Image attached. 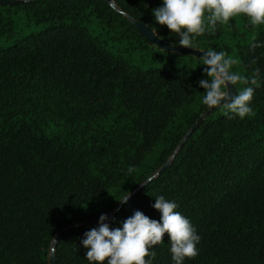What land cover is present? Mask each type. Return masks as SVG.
Instances as JSON below:
<instances>
[{
	"label": "trees",
	"instance_id": "obj_1",
	"mask_svg": "<svg viewBox=\"0 0 264 264\" xmlns=\"http://www.w3.org/2000/svg\"><path fill=\"white\" fill-rule=\"evenodd\" d=\"M162 3L0 6V264H48L51 250L56 264H89L81 241L95 220L160 221L158 196L201 237L184 264H264V46L250 48L264 25L238 16L194 39L189 49L237 59L233 71L260 69L251 115L207 113L200 57L163 51L130 22L179 47L152 15ZM151 250L174 264L167 234Z\"/></svg>",
	"mask_w": 264,
	"mask_h": 264
},
{
	"label": "clouds",
	"instance_id": "obj_2",
	"mask_svg": "<svg viewBox=\"0 0 264 264\" xmlns=\"http://www.w3.org/2000/svg\"><path fill=\"white\" fill-rule=\"evenodd\" d=\"M152 15L158 25L166 26L179 37V47L189 49L196 37L207 30L214 31L218 24L234 17H246L253 28L264 25V0H163L161 7L152 10ZM262 46L253 42L250 48ZM200 59L207 76L198 81L204 89L202 103L209 109L220 107L225 114L241 119L251 115L255 89L260 87V69L254 68L250 77L233 71L238 61L223 50H208ZM256 63L254 59L252 64ZM237 85L245 87L236 90ZM229 86L235 89L234 95ZM130 195L118 202L127 203ZM152 207L160 212V221L137 210L122 227L110 228L105 223L107 216L102 214L99 226L85 232L81 241L89 264H153L156 252L151 249L163 242L165 234L170 239L174 264L195 258L201 237L191 221L176 210L177 204L158 196Z\"/></svg>",
	"mask_w": 264,
	"mask_h": 264
},
{
	"label": "water",
	"instance_id": "obj_3",
	"mask_svg": "<svg viewBox=\"0 0 264 264\" xmlns=\"http://www.w3.org/2000/svg\"><path fill=\"white\" fill-rule=\"evenodd\" d=\"M30 1H35V0H0V6H8V5H15V4H21V3H25V2H30ZM106 2H110V0H104ZM132 26L134 27V29L143 37L145 38L149 43L155 45L156 47H158L159 49L163 50V51H168V52H173V53H180V54H186V55H190V56H194V57H202L203 53L196 51V50H192V49H184V48H180V47H172L167 45L166 43L158 40L156 38V36L153 34V32L145 27L144 25H141L137 22H134L132 20H130ZM231 93L234 95L235 94V90L234 88H232V86H229ZM212 109L208 108L207 113H209ZM204 116V115H203ZM203 116H201L198 121H200ZM197 121V122H198ZM195 127V125L191 128V130H193ZM187 136V134L185 135V137ZM166 166V163L161 167V169L158 171V173L162 172V170L164 169V167ZM107 218L110 217V214H106ZM95 223H99V219L95 220ZM70 227H66L64 229H58L56 232V236H59L64 230L68 229ZM54 246V242H52V247ZM48 264H56L54 258H53V253L52 250L49 252L48 255Z\"/></svg>",
	"mask_w": 264,
	"mask_h": 264
}]
</instances>
